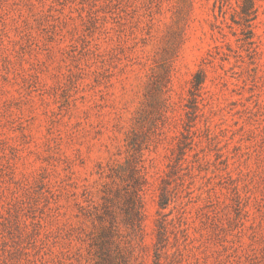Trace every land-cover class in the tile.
<instances>
[{
	"label": "rangeland",
	"instance_id": "1",
	"mask_svg": "<svg viewBox=\"0 0 264 264\" xmlns=\"http://www.w3.org/2000/svg\"><path fill=\"white\" fill-rule=\"evenodd\" d=\"M0 264H264V0H0Z\"/></svg>",
	"mask_w": 264,
	"mask_h": 264
},
{
	"label": "trees",
	"instance_id": "2",
	"mask_svg": "<svg viewBox=\"0 0 264 264\" xmlns=\"http://www.w3.org/2000/svg\"><path fill=\"white\" fill-rule=\"evenodd\" d=\"M202 82H203V78L201 77L200 79L197 80L196 87L198 88ZM194 99H195V97H194ZM166 199H169V195L168 194H166ZM167 203H168L167 201L160 202V206L162 208H164V207H166Z\"/></svg>",
	"mask_w": 264,
	"mask_h": 264
}]
</instances>
